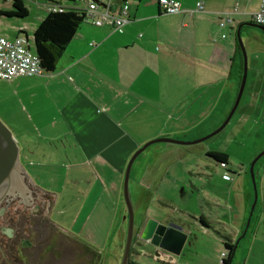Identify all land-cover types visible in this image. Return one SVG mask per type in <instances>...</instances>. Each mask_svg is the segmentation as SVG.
Instances as JSON below:
<instances>
[{"label":"crops","instance_id":"crops-1","mask_svg":"<svg viewBox=\"0 0 264 264\" xmlns=\"http://www.w3.org/2000/svg\"><path fill=\"white\" fill-rule=\"evenodd\" d=\"M176 1L182 11L166 14L159 9L157 0H127L131 20L121 29L87 23L79 26L57 56L53 72L4 80L13 87L11 94L19 101L21 111L36 133L35 136L19 134L17 138L24 142L25 151L33 155L28 163L33 169L30 175L34 181L48 177V186L41 183L35 187L49 197L50 210L54 203L65 205L62 213L77 207L76 214L61 222L67 230L53 224L74 240L83 241L90 254L99 259L103 248L121 251L125 242L127 211L123 179L132 154L157 137L179 141L199 137L197 119L201 124L207 116L227 113L233 107V92L237 86L239 89L243 60L237 52V29L240 27L242 31L248 26L244 22H254L252 15L261 0H203L204 8L197 11L196 2L200 0ZM50 2L66 8L78 7L73 0H46L40 8L48 12L45 7ZM9 10L0 8V11ZM227 14L231 22L220 26L221 18ZM5 24L0 37L25 36L28 42L29 29L34 31L37 26L24 18ZM246 83L235 111L241 107L249 112L252 107H260L259 101L264 98V84L254 75L250 92L241 106ZM143 152L132 164L129 181L134 186L130 192L136 223L129 259L138 264L144 262L140 255H153L156 251L149 246L148 253V246L141 245L139 230L145 219L153 217L167 224L170 218L165 209L173 192L194 198L197 210V193L192 189L200 192L197 179L209 175L203 167L197 169V149L190 144L156 142ZM209 152L226 153L229 163L227 150L206 149V156L212 161L215 159L207 155ZM228 163L220 167L230 169ZM44 171L48 174H43ZM225 174L222 180L230 181L231 187L216 191V184L211 183L210 188L201 191L204 197L199 195V200L201 204L206 202L235 211L231 213L237 217L242 212L235 207L237 197L234 203L230 195L238 185L239 176L227 180ZM64 180L71 187L65 186ZM63 184L65 192L58 187ZM244 196V203L248 205L251 196ZM84 210L87 212L81 217ZM96 211L98 214L94 216ZM100 211L114 212L111 227H106L99 218ZM186 212L192 213L188 209ZM261 212L264 213V206ZM231 217L227 227L234 238H222V242L226 239L234 242L248 214H243L239 232L235 230L239 223ZM260 219H264L262 214ZM192 220V223L173 221L187 233L181 253L185 247L191 248L197 243V254L203 256L199 242L211 234L198 218ZM197 227L203 237L195 235ZM256 233L251 235L249 255L254 260L247 264H264V236L260 238L259 232ZM253 243L258 244L256 251ZM169 255L174 260L171 254L166 257ZM220 262L223 264L222 257Z\"/></svg>","mask_w":264,"mask_h":264},{"label":"rangeland","instance_id":"rangeland-1","mask_svg":"<svg viewBox=\"0 0 264 264\" xmlns=\"http://www.w3.org/2000/svg\"><path fill=\"white\" fill-rule=\"evenodd\" d=\"M46 0H23L25 7L28 10V14L24 19H27L28 22L38 25L39 18L44 17L47 11L44 8H40V4H43ZM0 8H11L12 9V2L4 3L0 1ZM2 23L0 22V30L3 32L4 27L6 26L5 22H12L15 23V20H22L23 18L15 17V16H0ZM14 21V22H13ZM87 25L86 23L82 22L80 26ZM29 36V46L32 52L35 51L34 43H33V29H29L28 31ZM240 37L243 42L245 53L247 60H248V74H247V83L245 87V91L242 97V103L244 102L245 96L250 92V84L252 81V76H256L258 80H261L262 84H264V34H262L258 29L252 28L249 26H244L243 30L240 31ZM239 80V77H238ZM13 87L9 84H6L4 80L0 79V120L5 124V126L11 131L13 138L15 139L18 147H19V159L21 164L26 169L27 173L31 177L30 173H32V167L28 163V159H33V155L30 154V151H25V145L21 143V139H17L19 134H23L27 136H31L32 134L35 136V131L33 130L32 124L28 122L25 114L21 111L20 103L12 93ZM238 92V86L233 92L232 95V102L233 105L236 95ZM260 107H252L248 111H243L240 107L235 113H233L231 119L228 121L226 126L217 134L202 140L197 141L201 138L207 137L212 132H214L217 128L221 126L224 122L225 118L228 116L229 112L231 111L232 106L228 109L227 113H217L212 114L211 116H207L202 120V123H199V119H197V136L199 137L184 141V142H191L197 141L195 143L190 144L191 147L197 149V169L203 167V170L208 172V177L205 179H197V188H200L201 191L205 190L206 188H210L212 184H216L217 188H214L216 191H220V188H223L224 191H227L229 187H231V182L223 181L222 174L226 173L225 176L230 177L231 179L239 176L238 178V185L236 188L233 189L231 196V201L235 203L236 198V208H239L240 212H242L239 216L232 215L231 212L233 211H226L225 208H218L213 207L212 205L204 203H200L199 195H202L201 191L198 192L195 189H192L197 193V210H196V201L194 198H190L187 196L175 195L173 192L171 196V202L169 207H166L165 211L166 214L169 215L170 220L179 219L181 220H189L192 223V219L199 218L200 215L205 216L208 224H209V232L211 235H206L207 237H203L204 235L195 229V235L198 237H203L199 242V247L203 251L202 254H197V243L192 245L190 248L189 246L185 247L183 252L179 255H173L175 258L169 255L166 257L168 253L161 252L166 260H161L155 258L151 255L150 247L148 246L147 255H140V259H143V264H221V253L226 251L222 238H230L233 239L234 235L230 233V223L233 220L239 223V226H235V230H240L243 225V214H248L250 212V207L252 202L254 201L255 197V190H256V202L254 209L252 211V215L247 217L249 218V225L246 231V234L243 235L237 244V248L235 250V254L232 258L230 264H247L252 258H249V255L252 251V244L251 242V235L254 234L256 236V232H259L258 237L263 238L264 236V219H260L258 221V217H264V213L261 212L262 207L264 206V155L260 157L253 166V173H254V181H255V190L253 185V180L250 174V165L255 159V157L264 151V98L259 101ZM254 111V112H253ZM200 116V115H197ZM198 118V117H197ZM215 119V120H213ZM221 120V121H220ZM220 122V123H219ZM200 124V125H199ZM199 125V126H198ZM215 126V127H213ZM26 133V134H24ZM158 138V137H157ZM166 138V137H163ZM151 141V140H150ZM154 144V143H153ZM206 149H225L229 152V163L228 168L225 169L220 167V163L215 160H210L208 156H206ZM142 153V152H141ZM144 153V152H143ZM206 162V163H205ZM205 164V165H204ZM200 165V166H199ZM199 166V167H198ZM227 167V166H226ZM230 170V171H227ZM235 171V174L233 172ZM43 174H48L45 171ZM224 176V177H225ZM212 177V181H209V178ZM35 186H39V184L43 183L44 185L48 186V177L45 176L44 178H36V181L31 177ZM214 181V182H213ZM212 183V184H211ZM65 186L71 187L68 182H65ZM64 184L58 186L64 190ZM211 184V185H210ZM83 187L81 184L80 188ZM131 189L134 191L133 183L131 184ZM219 188V189H218ZM207 190V189H206ZM209 190V189H208ZM238 191V194L236 193ZM229 192V190H228ZM132 194V192H131ZM245 194H250L251 200L247 205V202L244 203ZM203 196V195H202ZM204 197V196H203ZM233 203V204H234ZM201 205V207H200ZM65 205L59 204H52L49 219L51 222H55L59 224L62 228L66 229L62 223L66 221V218L76 214L78 211L76 209H67V213L61 210L64 208ZM187 206V207H185ZM232 206V205H231ZM17 213L18 205H15L11 208L12 211ZM126 208V207H125ZM185 208V210H184ZM201 208V209H200ZM186 209L192 213H187ZM27 213H30L29 209H27ZM87 211H82V216L86 214ZM102 214H99V218H101L105 222L106 227H111L114 222V212L112 211H100ZM139 210L136 211L138 214ZM239 212V211H238ZM235 213V211L233 212ZM98 211L95 212L94 216H97ZM189 214V215H187ZM197 215V217L194 216ZM249 216V215H248ZM70 218V217H69ZM62 222V223H61ZM224 224V225H222ZM226 224V226H225ZM229 224V227H227ZM259 226V230H256L254 226ZM79 223H77L76 228H78ZM127 227V221H126ZM67 230V229H66ZM193 230V229H192ZM256 233V234H255ZM227 238V239H228ZM103 244L101 243L100 246L103 248ZM254 244V243H253ZM91 245V244H90ZM93 246V245H92ZM124 248V245H123ZM123 248L121 251H115L112 248H103L102 249V257L100 264H120ZM262 248L264 245L262 244ZM254 251L258 249V244H254L253 247ZM72 258V257H71ZM168 258H171L173 262H168ZM254 260V259H252ZM63 263V262H62ZM61 264V263H58Z\"/></svg>","mask_w":264,"mask_h":264},{"label":"water","instance_id":"water-1","mask_svg":"<svg viewBox=\"0 0 264 264\" xmlns=\"http://www.w3.org/2000/svg\"><path fill=\"white\" fill-rule=\"evenodd\" d=\"M243 24L256 27L264 31V27L255 22H244ZM236 36H237L238 45L242 53L243 65H242V75L240 79V85H239L238 93L236 95L233 107L219 128H217L214 132H212L207 137L201 138L197 141L205 140L217 134L226 126L231 116L233 115V112L235 111L236 106L238 105V102L242 95L245 82H246L248 65H247V57L245 53V48H244L243 42L240 37V27H238L237 29ZM197 141L184 142V141H179V140H175L171 138H156V139H153L143 144L139 149H137L132 154V156L128 160L125 173H124V179H123V197H124V202H125L126 211H127V227H126V237H125L124 248H123V253H122L120 264L129 263V256H130V250H131V246L133 242L134 228L136 225L135 216H134V208H133V203H132V195L130 192V184H129L130 170H131L134 160L149 145L156 143V142H174V143H180V144H192ZM263 155H264V151L259 153L255 157V159H253L250 165V174L253 180L254 190L256 186H255V181H254L253 166L255 162ZM220 164L224 165V163H221V162ZM30 186H35V185L31 177L27 173L26 169L20 162L19 147L15 139L13 138L11 131L0 120V204L3 202V200H7L9 197H16V196L20 197L21 200L24 201L25 203L31 204V202L33 201V196L31 194L32 189ZM256 197H257V194L255 190V197L250 207V212L248 216L249 218L252 215V211L254 209L255 202H256ZM249 218L246 219L244 223V227L242 228L244 229L243 233L234 240V246L231 251L228 264H230L232 261V258L235 254V250L237 248L239 239L246 233V230L249 225V220H250ZM139 238L141 240V245H147L150 247H154L156 249L155 253L165 252L171 255H179L185 244L187 233L184 231L181 225L173 222V220H170L168 221L167 224H164L153 217H147L145 221L143 222V224L141 225V228L139 230Z\"/></svg>","mask_w":264,"mask_h":264},{"label":"flooded vegetation","instance_id":"flooded-vegetation-1","mask_svg":"<svg viewBox=\"0 0 264 264\" xmlns=\"http://www.w3.org/2000/svg\"><path fill=\"white\" fill-rule=\"evenodd\" d=\"M30 187L31 204L18 196L0 204V264H99L101 259L83 241L55 227L49 219V197ZM15 205L17 213V208L11 210Z\"/></svg>","mask_w":264,"mask_h":264},{"label":"built area","instance_id":"built-area-1","mask_svg":"<svg viewBox=\"0 0 264 264\" xmlns=\"http://www.w3.org/2000/svg\"><path fill=\"white\" fill-rule=\"evenodd\" d=\"M13 2L14 0H0ZM82 13V22L93 26H108L113 30L121 29L130 22V11L127 0H73ZM159 9L166 14L182 11L181 4L176 0H157ZM48 12L67 9L60 3L50 2L45 7ZM204 1L196 2L195 10H202ZM234 10H237L235 7ZM253 21L264 27V0L260 1L259 8L252 15ZM231 22V17L224 15L220 26ZM224 36V35H223ZM94 44V43H91ZM45 73L40 60L35 52L30 50L29 42L25 36H17L14 39L0 37V79L11 80L18 76H39ZM225 165V164H224ZM223 164L221 166H224ZM226 179L230 177L225 176ZM155 258L166 260L161 252L154 254ZM222 259L227 257V252L221 253ZM168 262H173L168 258Z\"/></svg>","mask_w":264,"mask_h":264},{"label":"trees","instance_id":"trees-1","mask_svg":"<svg viewBox=\"0 0 264 264\" xmlns=\"http://www.w3.org/2000/svg\"><path fill=\"white\" fill-rule=\"evenodd\" d=\"M27 14V8L24 6L22 0H14L12 2L11 10L0 11V15L15 16L20 18H25ZM81 23L82 13L75 8L47 12L44 18L40 20L33 31V43L35 47V53L40 60L41 67L46 73H51L55 70L57 56L61 53V51L64 50L66 45L73 38ZM237 52L242 59V53L238 44ZM207 155L221 163H228V155L226 153L209 152ZM198 219L202 225L209 227V224L206 223L205 217L200 216ZM243 231L244 229H242L240 235L243 233ZM223 245L226 249L227 257L222 259V263L228 264L234 242H230L226 239L223 241ZM128 264L138 263H135L129 259Z\"/></svg>","mask_w":264,"mask_h":264}]
</instances>
